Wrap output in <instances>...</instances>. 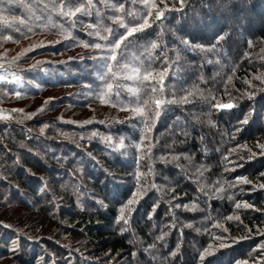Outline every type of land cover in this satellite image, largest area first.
<instances>
[{
  "label": "trees",
  "instance_id": "trees-1",
  "mask_svg": "<svg viewBox=\"0 0 264 264\" xmlns=\"http://www.w3.org/2000/svg\"><path fill=\"white\" fill-rule=\"evenodd\" d=\"M156 3L179 7V0ZM212 4L210 10L208 0H188L184 11L165 12L156 20L147 16L142 0H0V46L5 41L31 47L26 58L0 52L5 74L20 78L0 82L2 90L27 97L46 88L88 85L98 101L127 112L122 122L95 128L123 141L120 150L80 127L53 122L40 134L45 123L38 121L33 129L0 121V189L8 195L3 198L60 228L72 246L80 242L76 251L62 238L23 232L1 209L0 257L15 256L21 264H264V211H255L264 210V189L229 187L237 176L264 182V156L248 159L249 149L260 152L257 144L264 143L259 140L264 135V0H233L230 13L220 0ZM80 6L87 11L72 17L61 12ZM145 18L150 27L125 36L120 21L131 28ZM229 23L238 29L232 32ZM226 29L232 34L218 41ZM121 36L116 59H107ZM97 43L100 49L93 47ZM165 68L161 93L158 82L144 77ZM60 77L71 79L57 83ZM252 91L256 95L248 99ZM155 99L177 102L164 106L141 147L144 124L132 110L144 107L151 114ZM228 101L235 107H212ZM250 112L249 122L242 123ZM56 128L68 132L60 136ZM138 189L140 195L128 205ZM237 201L254 208L237 210ZM234 213L242 224L226 219ZM217 222L228 232L215 227ZM243 225L252 229L249 238L229 240L230 247L200 259L204 248L219 244L217 236L247 235Z\"/></svg>",
  "mask_w": 264,
  "mask_h": 264
},
{
  "label": "rangeland",
  "instance_id": "rangeland-1",
  "mask_svg": "<svg viewBox=\"0 0 264 264\" xmlns=\"http://www.w3.org/2000/svg\"><path fill=\"white\" fill-rule=\"evenodd\" d=\"M1 38L0 40L4 39ZM54 38L55 37H53V39ZM55 39L58 40V38ZM9 43L3 41L2 45L0 46V52H3V54L8 58L19 56L20 58H26L25 56L29 53L28 49H31L29 45H26V43ZM34 59L38 60L39 57ZM56 60L58 59L56 58ZM69 79L71 78L60 77L56 79V82L60 83ZM31 84L40 88L43 87L41 83H37L35 81H32ZM91 93L94 94L92 92V88L88 85H73L69 87H59L56 89L46 88L42 91L41 95L17 97L15 94L9 95L7 92L0 88V109L4 110L6 115L10 114L12 116V119L3 121H18L22 124H28L30 128L33 129L34 125L38 121L42 122L43 124L45 123L41 128H38V132L40 134H45L44 130L48 129V126L51 123L57 122L58 124H65V127L83 128V131H85L86 133L90 132L89 134L93 136L100 134V136L102 135L106 137L108 143L112 145L113 148L120 150V140H117L111 134L109 135L100 133V131H97V129L95 128L120 123L127 116V112L101 103L97 100V98H95L96 96H93ZM229 102L231 101H228V103ZM13 109H23V112H12L11 110ZM31 113H36V115L28 118L27 114ZM0 121H2V119H0ZM42 128L43 132L41 131ZM55 130H58L59 133L62 132L60 136H63V133L66 134V132H68L65 131L66 129L62 131L61 129L56 128ZM259 140L264 141V135ZM12 154H15V151H12ZM12 156L19 157L20 155L15 154ZM74 158L76 160H80L79 157L75 156ZM5 180H10V178L6 175ZM253 192L256 193V191ZM91 193L92 192L90 191L91 196L94 195L93 193ZM4 194L6 195V193L2 189H0V201L4 203L0 204V210L3 209V212L9 214V221L16 225L17 229L23 232H26V229H28V231L32 230L33 232L38 231L40 236L51 238L58 237L60 239L62 238V241H64L63 243H65V245L78 251V248L80 247L79 241H74L75 245L72 246L71 238L68 235L63 234L60 228L55 227L51 224L41 223V221H38L37 214H33L35 212H32L29 208L18 205L16 202H13V200H9V198L8 200L4 199ZM7 196L8 195H6V197ZM250 197L254 196L251 195ZM92 198H94V200H96L97 202H101L100 199H97L94 196H92ZM81 204L83 206V203ZM246 210L250 211V209ZM30 211L32 213H30ZM239 223L241 222L239 221ZM0 264L21 263L15 256L8 255L5 257H0Z\"/></svg>",
  "mask_w": 264,
  "mask_h": 264
},
{
  "label": "snow or ice",
  "instance_id": "snow-or-ice-1",
  "mask_svg": "<svg viewBox=\"0 0 264 264\" xmlns=\"http://www.w3.org/2000/svg\"><path fill=\"white\" fill-rule=\"evenodd\" d=\"M142 2L145 6H147L149 8L147 16L152 17L154 14L155 19L160 20L162 17H164L165 12H182V11H184L186 4L188 3V0H179V7L173 6L171 8H169V6L167 4H164L163 8L159 7L156 3V0H142ZM161 2H163V0H161ZM232 3H233V0H220V6L224 8L226 13H230ZM208 6H209V9L211 10V8L214 6L212 4V0H208ZM122 7L123 6L121 5V8ZM81 11H87V9H85L83 6L76 7L74 11L70 9L67 12H63V9H61L62 14L65 16H68V17L75 16L76 13H79ZM196 15H198V13ZM117 20H120V18L117 17ZM120 22H121V26L127 29L125 36H130L133 33L140 32L143 29L151 26L149 23V20L147 18L143 19L142 23H139L138 25L131 27V28H128V26L126 24H123L122 21H120ZM92 27H95V25H92ZM228 27L232 30V32H234L238 29V25L235 23H229ZM232 32H230L226 29V30L222 31V33L219 34L216 39L218 41H224L227 36L232 34ZM125 36H121L120 40H118L116 42V44L114 45V47L110 49L111 55L107 59H109V60H115L116 59L115 49L120 47V42L125 39ZM7 38L11 39L10 36ZM181 43L186 45V46L188 45L187 40H181ZM249 43H251V42H249ZM38 46H43V45L42 44L41 45H34L33 47H38ZM85 47H88V45L85 44ZM93 47L100 49L102 46H101V44L97 43V44L93 45ZM28 51H31V49H28ZM165 59H167V58H165ZM107 68H108V71L111 72V64H108ZM5 71L6 70L3 68V65L0 64V82L13 83V82H16L20 79L19 77H16L14 74L12 75L11 79H9V76L5 74ZM134 71H138V70H134ZM167 72H168V69L165 68L162 71H160L157 75H152L151 73H149L144 78L145 79L150 78L151 80L158 82L160 85L159 91L161 93H163V82H164L165 75L167 74ZM229 79H231V78H229ZM258 79H260V77H258ZM107 87L109 90H111L112 85L109 84ZM156 91H157V89L155 87H153L152 92L155 93ZM20 95H21L20 92H16L17 97H19ZM246 95L248 96V99H252L256 95V92H254V91L248 92V93H246ZM176 102L177 101L175 99H173L172 101H167L165 99H155L154 100V107L151 110V114H149V112H147L144 107L138 106L132 110L134 116H139L141 118L143 124H144L145 136L142 138V143L140 145L141 147H143V140L147 138L146 134L151 131V126L154 124L155 120L162 115V112L164 110V106L168 103H176ZM145 103H147V102H145ZM212 107L216 110H221V109L226 110V109H231V108L235 107V105L231 102H229V103H215L212 105ZM11 111L22 113L23 109H13ZM38 111H40V110H38ZM252 111H255V110L253 109ZM35 115H36V113H31V114H27V117L31 118L32 116H35ZM250 115H251V112L248 115H245L244 119L241 122L244 124H247L249 122V116ZM0 119L10 120V119H12V116L10 114L6 115L4 110L0 109ZM41 131L43 132V128L41 129ZM257 146L260 149V152L255 153V152H252L251 149H249V153H250L248 156L249 160H252L256 155L264 156V143L258 142ZM119 147H121V148L124 147L123 141H121ZM148 151H151L150 147L148 148ZM260 175H261V177H264V173H261ZM236 185H251L252 187L250 190H252V191H255L256 189H264V182L253 183V181L248 179L247 176H237L235 178V182L232 184H229V187H235ZM220 191H222V189H217V192H220ZM241 191H243V188H241ZM139 195H140V191L138 189L137 192L134 193L133 198L128 201V205L133 204L136 200V197ZM229 199H232V197L230 196ZM125 207H127V205ZM175 207L180 208L181 205L176 204ZM185 207H187V205H185ZM235 208L237 210H239V209H253L254 205L249 204L246 201H243V202L237 201L235 203ZM255 211H264V210L255 209ZM121 212L122 213L124 212V208L121 209ZM120 219L122 221H124L125 224L127 223V221L124 220L123 215H121ZM226 219L229 221H238V222L241 221L240 216L238 214H235V213L232 215H228L226 217ZM241 224H242V222H241ZM5 226L11 227V225H5ZM215 227L222 228L224 233L228 232V229L225 228L219 222H217ZM243 228H244L245 232L247 233V235H245V236H239V237H229V236H224V235L217 236L216 239L219 241V244L218 245H208V247L204 248V250L202 252H200V254H199L200 259L204 260L205 257L213 255L217 251L218 248L223 249V248L230 247V244L228 243L229 240H231V243L234 244L238 240L249 238V236L252 233V229L248 228L246 225H243ZM122 231H123V229H122ZM261 231L262 230L259 227H257V234H261ZM157 239L163 240L164 236H160ZM16 247L17 246H16L15 242H13V249L12 250L15 251ZM179 247H180V245L178 244L177 249H179ZM260 247L264 248V243H262L260 245ZM175 254H176L175 252L172 253V255H175ZM230 264H231V262H230ZM235 264H247V262L246 261H236Z\"/></svg>",
  "mask_w": 264,
  "mask_h": 264
}]
</instances>
